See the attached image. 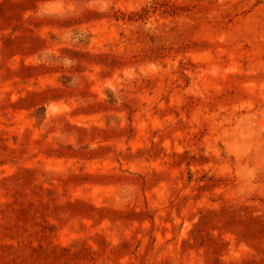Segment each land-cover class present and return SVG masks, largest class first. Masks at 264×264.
<instances>
[{"label": "rangeland", "instance_id": "obj_1", "mask_svg": "<svg viewBox=\"0 0 264 264\" xmlns=\"http://www.w3.org/2000/svg\"><path fill=\"white\" fill-rule=\"evenodd\" d=\"M0 264H264V0H0Z\"/></svg>", "mask_w": 264, "mask_h": 264}]
</instances>
